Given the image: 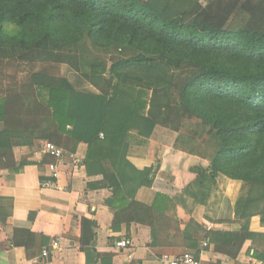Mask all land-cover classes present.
Listing matches in <instances>:
<instances>
[{
    "label": "trees",
    "instance_id": "16d2710c",
    "mask_svg": "<svg viewBox=\"0 0 264 264\" xmlns=\"http://www.w3.org/2000/svg\"><path fill=\"white\" fill-rule=\"evenodd\" d=\"M11 24L19 31L10 39ZM83 50L116 59L108 65L94 58L86 71ZM0 60L70 71L69 78L44 69L30 80L33 90L0 95V171L26 165L14 149L36 139L64 148L69 134L88 154L102 132L113 146L133 129L168 148L162 167L175 178L171 192L194 178L211 185L217 174L230 180L223 218L242 230L206 234L217 251L230 246L238 252L254 216L264 224V0H0ZM183 68L196 75L178 86ZM183 111L196 121L186 133L177 117ZM98 148L117 167L120 153L106 144ZM87 154L84 164L91 165ZM104 177L103 186L123 196L116 174ZM160 202L125 201L114 229L136 221L151 228L158 245L161 222H173ZM12 208L0 200L1 224ZM82 227L89 234L82 250L91 243L112 264L120 250L101 257L94 246L97 224L84 220ZM31 238L36 244L30 232L17 230L14 244L31 251Z\"/></svg>",
    "mask_w": 264,
    "mask_h": 264
},
{
    "label": "crops",
    "instance_id": "0c3cea01",
    "mask_svg": "<svg viewBox=\"0 0 264 264\" xmlns=\"http://www.w3.org/2000/svg\"><path fill=\"white\" fill-rule=\"evenodd\" d=\"M17 62L13 70H9L14 68L9 60L5 61V68L1 67L0 95L4 97L9 91L21 92L25 87L33 90L30 80L43 70H26L24 62ZM22 71L30 72L26 74L27 82ZM67 130L70 132L71 128ZM105 139L102 132L97 138L99 145H92L87 154L86 144L76 145L71 135H64V148L57 146L83 160L89 155L91 165L84 164L80 169L70 165L63 167L59 180L62 190L41 187L49 175L46 164L53 159L44 158L39 151L49 141L36 139L31 147L14 149L16 161L27 160L28 163L0 171L3 182L0 200L13 204L8 222L0 223V264H109L108 260H101L91 243L82 250L84 241L86 244L89 239L88 230L82 227L84 220L97 224L94 246L101 257L118 249L122 239L131 240V249L120 250L112 264H163L164 255L176 258L183 254L193 255L202 264H264V224L260 216L251 219L250 237L238 252L230 246L217 251L211 239L206 238L208 233L238 234L242 230L241 224L226 222L223 218L225 198L231 187L227 177L217 174L214 185L194 178L185 187L171 192L175 178L162 167L167 147L140 136L133 129L127 132L124 141L118 140L113 146ZM103 144L120 153L117 167L107 158L108 152L98 148ZM109 173L116 174L122 199L117 195V188L103 186L104 174ZM160 195L168 199L160 202ZM125 201L148 207L160 202L161 212L173 222H161L155 235L158 245H152L151 228L136 221L121 222L114 229L116 215L127 206ZM131 217L134 216H128ZM17 230L35 236L37 243L31 238L28 245L31 251L14 244ZM19 239L30 237L19 235ZM54 241H59L60 248H52L49 257H43V250ZM205 241H209L207 248L203 247Z\"/></svg>",
    "mask_w": 264,
    "mask_h": 264
},
{
    "label": "built area",
    "instance_id": "2783aa9c",
    "mask_svg": "<svg viewBox=\"0 0 264 264\" xmlns=\"http://www.w3.org/2000/svg\"><path fill=\"white\" fill-rule=\"evenodd\" d=\"M39 154L44 158L46 157L53 159L52 162L46 164L49 175H47V179L42 182V188L62 190L61 186L59 185L60 176L62 174L61 169L69 165L78 169L84 166V160L81 157L56 146L53 143H46L39 151ZM208 246L209 241H205L203 243V247L207 248ZM117 247L119 250H129L132 247V242L128 238H124L118 243ZM52 248L59 249V241H54L49 247L45 248L42 252V256L48 258L52 253ZM162 262L163 264H202L198 258L191 254H183L176 258H172L169 255H164L162 257Z\"/></svg>",
    "mask_w": 264,
    "mask_h": 264
},
{
    "label": "rangeland",
    "instance_id": "374dc122",
    "mask_svg": "<svg viewBox=\"0 0 264 264\" xmlns=\"http://www.w3.org/2000/svg\"><path fill=\"white\" fill-rule=\"evenodd\" d=\"M79 55H80L81 61L83 62L82 63V66L84 67V69L86 71L89 70L88 68H89V66H91L90 65V63H91L90 61L91 60L93 61L94 58H100V60H105V62H107L108 65H110L111 62H113V60L116 59V58L115 59L114 58L112 59L109 56H103V55L102 56L95 57L94 55L87 54L86 52H84V50L82 52H80ZM88 59H90V60H88ZM5 61H7V60H0V70H1V67L2 68H5L6 67ZM9 61H10L9 64H13V66H14V68H9V70L15 69V66L17 65L16 63H18L17 60H9ZM23 65H27V66H25L26 67L25 68L26 70H35V72H39L40 70H42V69L44 70L45 69V70H47L50 73L56 72L57 75H63V76H66V77L70 75V71L68 69H62V67H59V66L58 67H54L53 65H47V66L46 65H39V66H37V64L27 63V62H24ZM22 72L24 73V71H22ZM26 74L30 75V72H26ZM26 74L24 76H25V81L27 82V80H29V76H27ZM177 75H178V80H179L178 86L179 85H182L183 86L184 84H187V82H189L190 79H192L196 74L191 69L183 68V69H181L177 73ZM69 78H70V76H69ZM179 90H180V93H181V91L183 89H179ZM156 98L159 100L160 99L159 98V95ZM172 103L175 104L174 102H172ZM183 115L185 117V120L183 119ZM175 117L176 116L174 114L168 116L169 119H174ZM177 117L179 118V123L182 126V132L183 133H186V132L191 131L190 130V125H196V121L193 118H191L190 116L187 115V111L181 112L180 115H177ZM175 124L176 123H174L173 126H175ZM261 208L262 209L264 208V203L261 205Z\"/></svg>",
    "mask_w": 264,
    "mask_h": 264
},
{
    "label": "clouds",
    "instance_id": "9594fccd",
    "mask_svg": "<svg viewBox=\"0 0 264 264\" xmlns=\"http://www.w3.org/2000/svg\"><path fill=\"white\" fill-rule=\"evenodd\" d=\"M18 31L19 29L17 28V26L15 24H11L7 29L6 35L11 39L16 35Z\"/></svg>",
    "mask_w": 264,
    "mask_h": 264
}]
</instances>
